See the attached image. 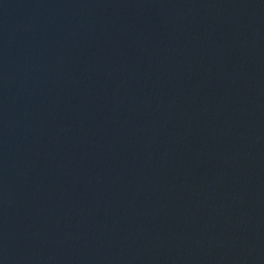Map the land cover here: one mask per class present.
I'll use <instances>...</instances> for the list:
<instances>
[{
  "label": "water",
  "instance_id": "95a60500",
  "mask_svg": "<svg viewBox=\"0 0 264 264\" xmlns=\"http://www.w3.org/2000/svg\"><path fill=\"white\" fill-rule=\"evenodd\" d=\"M139 0H0V199Z\"/></svg>",
  "mask_w": 264,
  "mask_h": 264
}]
</instances>
